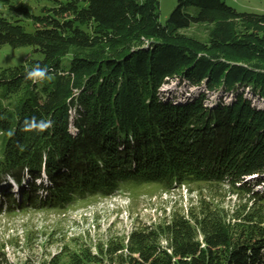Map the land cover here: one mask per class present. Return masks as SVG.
<instances>
[{
    "label": "trees",
    "instance_id": "trees-1",
    "mask_svg": "<svg viewBox=\"0 0 264 264\" xmlns=\"http://www.w3.org/2000/svg\"><path fill=\"white\" fill-rule=\"evenodd\" d=\"M10 10L0 14V46H32L43 58L0 70L2 211L108 196L138 180H220L257 202L236 212L240 223L216 211L179 216L135 230L108 261L77 264H264V11L179 0L162 23L160 0H67L41 16ZM194 25L205 38L185 32ZM34 69L43 77L29 78ZM186 84L197 98L179 94ZM218 90L232 101L205 106V91Z\"/></svg>",
    "mask_w": 264,
    "mask_h": 264
},
{
    "label": "rangeland",
    "instance_id": "rangeland-1",
    "mask_svg": "<svg viewBox=\"0 0 264 264\" xmlns=\"http://www.w3.org/2000/svg\"><path fill=\"white\" fill-rule=\"evenodd\" d=\"M66 1L12 0L6 3L0 0V14L9 17L12 4L25 5L34 15L41 16L47 13L45 8H53L59 2ZM225 1L241 12L264 11V0ZM178 4L179 0H160L162 23L166 22ZM25 24L28 30H33L31 21L25 20ZM185 32L199 38L207 35L205 26L199 25ZM42 58L43 55L32 46H0V70L20 66L29 59ZM177 84L180 82L175 79L165 88ZM189 90L193 92L191 96L197 98L200 90L189 84L181 86L179 94ZM205 93L207 99L204 105L209 107L215 106V101L220 98L230 103L232 100L229 99L233 97L224 90ZM245 97L251 100V106L263 107L253 95L245 94ZM243 178L244 181L253 176ZM172 182L131 181L128 185L117 186L116 191L108 196L96 192L71 197L64 204L58 203L57 207L42 204L40 208L16 207L5 212L2 209L6 206L0 207V264H77L78 259L85 261L92 255L108 261L115 247L120 246L121 242L126 243L135 230L161 229L176 217L194 220L208 211L220 212L227 220L240 223L237 218L233 220L236 212L244 207L248 211L257 203L253 200L250 202L247 193L229 182L210 178L200 180L196 176L190 182ZM255 189L263 190V187Z\"/></svg>",
    "mask_w": 264,
    "mask_h": 264
},
{
    "label": "clouds",
    "instance_id": "clouds-1",
    "mask_svg": "<svg viewBox=\"0 0 264 264\" xmlns=\"http://www.w3.org/2000/svg\"><path fill=\"white\" fill-rule=\"evenodd\" d=\"M29 78H35V77H40L42 78L44 75V72L39 69H34L33 71L29 72ZM48 125L44 122H41L40 124H36L33 122L32 124L29 125L30 128H39L40 130H43V128L47 127Z\"/></svg>",
    "mask_w": 264,
    "mask_h": 264
}]
</instances>
